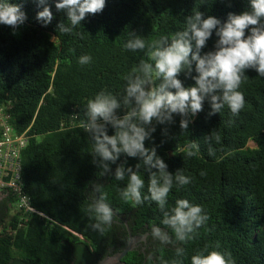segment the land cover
Instances as JSON below:
<instances>
[{
	"label": "trees",
	"instance_id": "trees-1",
	"mask_svg": "<svg viewBox=\"0 0 264 264\" xmlns=\"http://www.w3.org/2000/svg\"><path fill=\"white\" fill-rule=\"evenodd\" d=\"M8 2L19 5L27 19L15 32L0 25V105L9 109L15 132L31 124L32 137L21 152V179L32 207L43 216L31 215L17 230L13 224L17 214H8L12 206L0 204V264H98L127 246L128 229L131 235L148 234L144 250L128 252L122 259L125 264H191L196 253L213 250L230 254L234 264H264V77L255 70L245 71L239 90L246 103L238 116L227 106L209 116L205 102L186 131L174 114L171 124L154 121L152 140L145 141L146 147L157 146L169 172L180 170L191 177L188 185L174 182L167 209L176 200L187 199L209 216L186 243L165 245L153 238L151 229L158 226L175 241L172 230L162 224L158 205L150 199L141 205L123 201L119 189L126 186L127 177L123 181L114 177L118 164L126 161L135 168L140 163L145 181L141 191L148 196L144 165L122 154L110 165L112 171L102 176L93 163L92 140L82 126L89 99L101 90L122 95L131 70L141 60L151 62L147 48L124 47L129 32L151 43L183 30L193 11L223 22L229 13L248 10L249 0H105L100 13L87 14L70 33L57 30L58 24H68L66 13L55 7L57 0H46L53 14L47 27L36 19L43 10L38 0ZM217 39L214 30L202 54L213 50ZM83 55L91 56L90 63H79ZM179 79L185 87L195 84L183 73ZM108 134H114L110 126ZM189 141L199 144L194 157L176 151ZM250 141L255 148L247 147ZM93 184L102 185L98 195H106L105 202L115 213L103 232L92 228ZM177 247L184 249L183 256H177Z\"/></svg>",
	"mask_w": 264,
	"mask_h": 264
},
{
	"label": "clouds",
	"instance_id": "clouds-1",
	"mask_svg": "<svg viewBox=\"0 0 264 264\" xmlns=\"http://www.w3.org/2000/svg\"><path fill=\"white\" fill-rule=\"evenodd\" d=\"M248 10L239 14L229 13L226 21L215 16L205 17L200 11H193L186 18L183 30L171 37L164 36L147 43L135 32H129L124 47L131 51L146 48L148 61L141 60L136 68L125 77L126 85L120 96L101 90L89 99L82 126L90 135L93 144V163L102 169L101 175L112 171L121 155L138 158L148 174V196L142 194L145 181L139 174L140 163L135 168L118 164L114 177L123 181L125 187L119 189L125 202L141 205L145 200L154 201L163 213L162 224L171 229L175 241L168 232L153 226L151 234L161 244L186 243L197 235V230L209 220L202 206L191 204L187 199H178L175 206L167 209V197L174 182L179 186L188 185L191 177L180 170L175 174L168 171L165 160L158 155L157 146L146 147L145 141L152 140L155 124H171L179 115L180 128L187 130L191 118L203 111L204 104L210 106L209 116L219 113L225 106L233 116H238L245 106V96L240 86L246 79L245 71L253 69L264 77V0H249ZM43 10L36 19L47 27L53 19L46 0H38ZM56 9L66 13L67 22L57 25V30L70 33L81 24L87 14L100 13L105 0H57ZM27 17L19 5L0 0V25L11 27L14 32L22 26ZM218 39L213 50L203 52L213 31ZM246 30L248 34L246 35ZM91 56L79 57V63H90ZM196 75L193 76L192 72ZM195 81L194 86L185 87L179 76ZM159 81V83H157ZM123 115H120V112ZM155 121V124L153 123ZM109 126L114 134L109 135ZM165 133L167 130H164ZM210 139V137H209ZM218 139V137H217ZM178 152L194 157L199 151L197 141H189L186 147H178ZM212 153L211 147L209 148ZM201 172V175H204ZM101 184H93L89 193L92 201L89 212L95 220L92 228L103 232L104 226L111 225L115 213L106 195L101 194ZM219 247V245H217ZM177 256H183L184 249L177 247ZM173 264H177L173 261ZM191 264H234L230 254L220 251L198 252L191 257Z\"/></svg>",
	"mask_w": 264,
	"mask_h": 264
},
{
	"label": "built area",
	"instance_id": "built-area-1",
	"mask_svg": "<svg viewBox=\"0 0 264 264\" xmlns=\"http://www.w3.org/2000/svg\"><path fill=\"white\" fill-rule=\"evenodd\" d=\"M10 120L9 109L0 105V204L12 206L14 210L8 214H17L13 224L18 230L25 226L31 215H43L32 207L21 179V152L32 137L29 133L31 124L23 132L17 133Z\"/></svg>",
	"mask_w": 264,
	"mask_h": 264
},
{
	"label": "water",
	"instance_id": "water-1",
	"mask_svg": "<svg viewBox=\"0 0 264 264\" xmlns=\"http://www.w3.org/2000/svg\"><path fill=\"white\" fill-rule=\"evenodd\" d=\"M129 236H131L130 230L128 229ZM144 240V237H129L127 246L118 253L105 256L103 259L99 260L98 264H125L122 259L126 254L135 249V244L139 241Z\"/></svg>",
	"mask_w": 264,
	"mask_h": 264
},
{
	"label": "flooded vegetation",
	"instance_id": "flooded-vegetation-1",
	"mask_svg": "<svg viewBox=\"0 0 264 264\" xmlns=\"http://www.w3.org/2000/svg\"><path fill=\"white\" fill-rule=\"evenodd\" d=\"M146 234H148V233H145L143 236H138V237H144V240H142V241H139V242H137L136 244H135V249H139V250H144V248H145V244H146ZM129 237H137V235H131V236H129ZM129 237H128V240H129Z\"/></svg>",
	"mask_w": 264,
	"mask_h": 264
},
{
	"label": "rangeland",
	"instance_id": "rangeland-1",
	"mask_svg": "<svg viewBox=\"0 0 264 264\" xmlns=\"http://www.w3.org/2000/svg\"><path fill=\"white\" fill-rule=\"evenodd\" d=\"M247 147L248 148H255L256 146H255L254 142L250 141V142H248ZM11 210H14V209H11Z\"/></svg>",
	"mask_w": 264,
	"mask_h": 264
}]
</instances>
